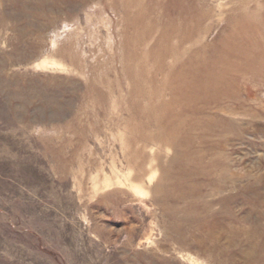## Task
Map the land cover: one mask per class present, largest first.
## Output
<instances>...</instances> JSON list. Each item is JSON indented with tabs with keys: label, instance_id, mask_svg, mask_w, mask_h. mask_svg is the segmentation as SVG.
<instances>
[{
	"label": "rangeland",
	"instance_id": "374dc122",
	"mask_svg": "<svg viewBox=\"0 0 264 264\" xmlns=\"http://www.w3.org/2000/svg\"><path fill=\"white\" fill-rule=\"evenodd\" d=\"M0 264H264V0H0Z\"/></svg>",
	"mask_w": 264,
	"mask_h": 264
}]
</instances>
